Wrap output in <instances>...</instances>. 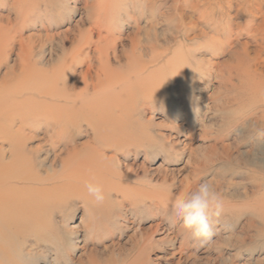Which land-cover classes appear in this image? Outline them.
Wrapping results in <instances>:
<instances>
[{
  "label": "rangeland",
  "instance_id": "obj_1",
  "mask_svg": "<svg viewBox=\"0 0 264 264\" xmlns=\"http://www.w3.org/2000/svg\"><path fill=\"white\" fill-rule=\"evenodd\" d=\"M29 1L0 0L12 28L0 33V80L18 67L22 41L47 70L89 28L94 41L98 30L116 39L120 65L134 38L142 59L158 54L150 70L162 68L161 84L120 99L119 142L102 148L89 183L70 176V192L52 193L35 219L40 235H0L6 263L264 264V104L240 92L248 77L264 81V0ZM85 66L63 78L68 92ZM217 66L230 68L223 88ZM68 124L69 146L89 138L83 121ZM37 157V174L52 175V156Z\"/></svg>",
  "mask_w": 264,
  "mask_h": 264
},
{
  "label": "bare ground",
  "instance_id": "obj_2",
  "mask_svg": "<svg viewBox=\"0 0 264 264\" xmlns=\"http://www.w3.org/2000/svg\"><path fill=\"white\" fill-rule=\"evenodd\" d=\"M28 2L31 1L14 0L13 6L20 8ZM2 22L0 20L1 34L2 29L12 30L11 27L2 26ZM6 24L11 25L7 18ZM95 33L97 39L94 41L90 38L92 30L78 28V42L72 44L69 52L64 51L62 57L47 70L36 67L33 62V46L24 45L25 41H22V58L18 67L0 80V143L7 146L6 150H0V235L17 237L32 234L37 237L41 223L35 219L45 212L49 202L56 201L58 194L52 193L61 190L60 193L66 194L71 191L63 182L64 179L71 176L79 182L85 175L89 183L91 173L98 171L102 148L114 147L119 142L116 141V136L124 132L120 123L121 115L126 110V104H118L120 99L127 98L131 91H137L143 97L150 95L161 84L157 74L162 68L150 70L152 63L157 61L158 54L145 53L148 56L146 60L142 59L139 52L142 51V45L134 38L130 47L124 51L125 61L120 65L114 52L116 39H105L99 30ZM89 49L92 52L90 56ZM154 58H157L156 61ZM110 59L114 60L115 67L110 64ZM236 59L240 65L241 58ZM82 64L86 65L85 69L68 92L62 85L63 78ZM121 69L126 70L127 73L123 71L126 75ZM229 69L217 66L214 71V77L221 88L229 84L230 75H225L230 72ZM242 81L240 92L253 96L258 104H264V81L249 77ZM132 97L134 95L130 96L127 103ZM124 115L126 117L127 114ZM128 118H131L130 115ZM260 118L264 122V114ZM79 120L88 125L89 138L78 147H72L68 145V122ZM29 141H37L38 145L28 148L26 144ZM40 153L52 156V175L44 178L37 174L44 161L38 159L37 155ZM79 189H76V193ZM2 244L0 264H8L9 253L3 251L6 247Z\"/></svg>",
  "mask_w": 264,
  "mask_h": 264
}]
</instances>
